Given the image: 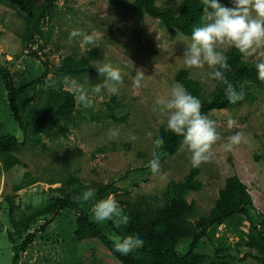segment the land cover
Here are the masks:
<instances>
[{
    "label": "rangeland",
    "instance_id": "obj_1",
    "mask_svg": "<svg viewBox=\"0 0 264 264\" xmlns=\"http://www.w3.org/2000/svg\"><path fill=\"white\" fill-rule=\"evenodd\" d=\"M36 4L43 0H34ZM132 1V0H126ZM181 0H156L158 5L176 9ZM223 5L232 7L230 0H221ZM49 22L44 25V34L35 48L23 50L16 33L22 29V20L7 4L0 1V63L10 71L15 82L23 79L39 78L45 64L56 65L66 56L79 58L93 49L97 52L92 61L95 75L73 78L86 87L101 83L103 77L96 71L95 63L100 60L111 61L122 70V83L119 94H102L94 97V108L85 109L76 102L73 124L68 132L60 125L44 126L39 132L41 145L26 143L22 145L17 157L22 165L8 172H1L0 195V264H13V244L9 237L14 231L4 198L12 196V187L23 183V175L28 172L37 183L18 192L15 198L14 217L19 220L36 208L46 204L55 196L49 186L52 179L59 180L66 171L74 173L84 183H113L132 197H161L171 182L181 181L193 167L191 153L182 146L174 156L167 157L160 172L153 174L149 163L153 157L152 142L147 137L158 131L164 117L155 114L157 103L167 98L175 75L187 69L191 78L211 89L207 65L202 69L183 66V54L190 39L181 34H168L158 20L150 17L139 19L135 14L119 7L111 6L107 0H59ZM205 22V20H204ZM73 29L96 33L98 43L90 47L81 38L69 39ZM231 48V47H229ZM229 48H226L227 51ZM253 61V58L246 57ZM137 69L145 73L142 86H133V76ZM88 78V80H87ZM47 76L37 87L73 92L70 81L52 83ZM251 93L257 90L244 85ZM115 97L113 114L124 121L114 122L107 119V109L111 98ZM210 118L216 121L221 139L213 145V155L199 166L197 180L203 185L198 192L187 196L194 202L199 214H207L213 207L218 192L226 179L232 175L244 183L252 198L255 210L264 213V91L252 105L241 104L226 110H215ZM229 120L233 124L229 125ZM0 128L2 131L20 138L18 124L13 120L7 104V95L0 84ZM242 133L241 143L233 150L225 152L223 145L235 133ZM41 218L31 229L36 233L34 242L24 254L19 253L18 264H78L80 254L78 245L72 241L74 215L61 211L55 218ZM44 226V229H40ZM247 231V228H244ZM223 236V242L233 248L234 255L242 259L245 247L235 235L220 228L216 237ZM216 241L206 239L200 243V250L212 256ZM214 246V247H213ZM188 242L179 247L184 253ZM91 250V249H90ZM82 264H95L89 249L81 252ZM93 262V263H92ZM241 264H257L253 259L241 260Z\"/></svg>",
    "mask_w": 264,
    "mask_h": 264
},
{
    "label": "trees",
    "instance_id": "obj_2",
    "mask_svg": "<svg viewBox=\"0 0 264 264\" xmlns=\"http://www.w3.org/2000/svg\"><path fill=\"white\" fill-rule=\"evenodd\" d=\"M0 1L11 7L21 18L22 29L16 35L23 50H29L36 56L33 48L43 49L38 42L42 39L44 25L49 22L59 0H43L39 4L34 0ZM107 1L113 7L132 12L139 19L150 17L158 20L163 29L172 36L181 34L190 38L193 28L204 23L202 0H181L176 9L158 5L156 0ZM96 52L93 49L79 58L66 56L50 67L45 64L39 78L23 79L19 83L15 82L8 68L0 63V84L7 95L12 118L22 132L21 137L17 138L0 128V173L22 165L17 157L22 145L32 143L42 146L39 132L44 126L53 127L63 123V131H69L68 125L74 123L73 115L76 110L73 92L63 90L61 85L59 90L37 87L43 81H48V75L52 76V83L55 84L65 81V77L73 79L94 76L92 61ZM225 54L229 57L230 64V69L226 72L227 79L237 92L242 91L244 94V99L235 104L229 101L226 85L210 80L212 87L207 89L201 82L191 78L187 69H181L175 75V82L182 83L192 95L201 100V111L209 118L210 113L215 110H226L241 104L252 105L264 91V81L257 78L254 60H247L234 47L225 51ZM244 85L260 93H251ZM114 103L113 96L106 118L114 122L124 121L125 119L114 116ZM161 137L165 143L159 153L153 150L152 159L155 155H160L162 163L167 157L178 153L183 146V137L167 131L165 125L153 135L152 144ZM199 173V167H192L181 181H171L161 197L134 198L130 192L121 190L113 183H84L78 175L66 171L61 179H52L48 183L49 186L59 185L57 188H50L55 194L54 197L16 220V195L37 183L25 172L23 183L14 185L13 195L4 198L14 231L9 237L15 252L12 262L18 264L19 253L24 254L34 242L36 233L31 232V229L39 219L55 218L61 211H68L75 217L71 233L72 241L79 247L78 264H82L81 252L86 249L93 255L95 264H241V260L246 258L253 259L257 264H264V213L255 210L246 185L236 175L228 177L219 190L213 207L207 214L202 215L194 202L187 201L189 193L198 192L203 187L197 180ZM87 187L95 189L96 196L87 202L76 201L75 196ZM108 195L114 197L122 213L128 218L127 228L117 230L112 222L94 221V203ZM1 208L0 200V211ZM221 227L243 242L246 251L242 259L234 255L232 247L224 244L223 236L216 237ZM40 229L43 231L44 226ZM133 237L145 241L141 249L127 259L114 254L116 241ZM203 239L211 243L216 241L212 256L201 252L199 246ZM185 242H188L187 250L179 253V247Z\"/></svg>",
    "mask_w": 264,
    "mask_h": 264
},
{
    "label": "clouds",
    "instance_id": "obj_3",
    "mask_svg": "<svg viewBox=\"0 0 264 264\" xmlns=\"http://www.w3.org/2000/svg\"><path fill=\"white\" fill-rule=\"evenodd\" d=\"M232 7L223 5L220 0H202L205 22L193 28L190 43L183 54V66L186 68L202 69L207 65L210 71L207 78L226 85V94L229 101L235 104L244 99L242 91L237 92L228 81L226 72L230 69L229 57L225 54L226 48L234 47L242 56L251 57L257 71V78L264 81V0H230ZM81 38L84 45L95 47L98 43L96 33H87L81 29H73L69 39ZM101 83L89 85L75 79L70 81L75 101L83 108H94V97L107 93L119 94V85L122 83V70L114 66L111 61L100 60L95 64ZM145 73L137 69L133 76V86L139 88L144 81ZM70 78L65 77V81ZM88 80V78H87ZM201 100L192 95L186 87L175 82L167 98L156 104L154 112L165 123L167 131L183 137L182 144L191 153V164L199 167L202 162L209 160L213 155V145L221 139L217 131L216 121L210 119L201 111ZM233 121L229 120L231 126ZM242 133L232 135L222 147L225 152L233 150L242 140ZM149 142L152 136L147 137ZM165 141L161 137L152 144L153 150L160 152ZM153 174L160 172L161 158L155 155L149 163ZM96 196V190L87 187L82 193L75 196L79 202H87ZM94 221L97 223L112 222L115 229L127 228L128 218L122 213L118 202L112 195L99 199L92 208ZM145 241L133 237L116 241L114 254L127 259L144 246Z\"/></svg>",
    "mask_w": 264,
    "mask_h": 264
},
{
    "label": "built area",
    "instance_id": "obj_4",
    "mask_svg": "<svg viewBox=\"0 0 264 264\" xmlns=\"http://www.w3.org/2000/svg\"><path fill=\"white\" fill-rule=\"evenodd\" d=\"M33 50H35V48H33Z\"/></svg>",
    "mask_w": 264,
    "mask_h": 264
}]
</instances>
